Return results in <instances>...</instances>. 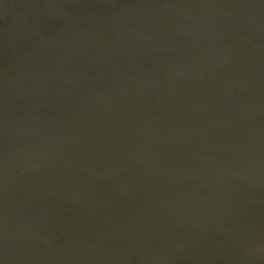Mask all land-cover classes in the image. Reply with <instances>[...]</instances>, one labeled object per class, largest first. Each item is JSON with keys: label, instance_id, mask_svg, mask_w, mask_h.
<instances>
[{"label": "water", "instance_id": "95a60500", "mask_svg": "<svg viewBox=\"0 0 264 264\" xmlns=\"http://www.w3.org/2000/svg\"><path fill=\"white\" fill-rule=\"evenodd\" d=\"M0 264H264V0H0Z\"/></svg>", "mask_w": 264, "mask_h": 264}]
</instances>
